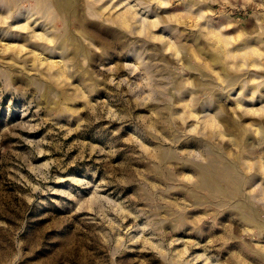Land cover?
Segmentation results:
<instances>
[{"label":"rangeland","instance_id":"1","mask_svg":"<svg viewBox=\"0 0 264 264\" xmlns=\"http://www.w3.org/2000/svg\"><path fill=\"white\" fill-rule=\"evenodd\" d=\"M0 264H264V0H0Z\"/></svg>","mask_w":264,"mask_h":264},{"label":"bare ground","instance_id":"2","mask_svg":"<svg viewBox=\"0 0 264 264\" xmlns=\"http://www.w3.org/2000/svg\"><path fill=\"white\" fill-rule=\"evenodd\" d=\"M231 178H232V177H231ZM206 183H207V184H206L207 186H210V185H211L208 181H206ZM212 186H213V185H212ZM216 192H217V191H216Z\"/></svg>","mask_w":264,"mask_h":264}]
</instances>
